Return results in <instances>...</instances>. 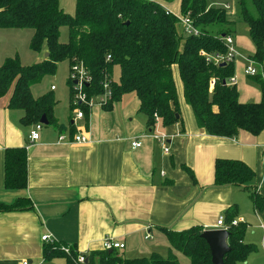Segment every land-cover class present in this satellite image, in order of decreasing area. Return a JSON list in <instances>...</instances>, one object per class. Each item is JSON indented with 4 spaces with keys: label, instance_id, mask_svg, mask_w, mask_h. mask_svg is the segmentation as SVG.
Segmentation results:
<instances>
[{
    "label": "trees",
    "instance_id": "trees-1",
    "mask_svg": "<svg viewBox=\"0 0 264 264\" xmlns=\"http://www.w3.org/2000/svg\"><path fill=\"white\" fill-rule=\"evenodd\" d=\"M252 2L257 17L249 14L243 0L240 5L256 49L250 57L259 64V69L264 59V0ZM212 4L211 0H181L182 16L189 15L198 29L197 34H188L184 28L180 33L178 16L153 0H76L74 15L68 14L59 0H0V27H33L32 46L36 49L44 47L49 53L33 65H23L16 58H8L0 64V99L9 96L7 107L21 112L20 121L25 126L39 123L45 114L49 124L61 129L54 116L53 96L36 98L31 86L45 74L53 73L59 61L68 60L71 74L73 66L79 64L90 75L91 81L83 86L88 98L103 95L104 84H108L111 97L102 105L105 110H111L124 95L134 93L139 101V112L146 115L147 126L155 133L158 124L165 127L182 122L173 72L177 66L185 102L192 108L197 125L207 134L233 138L245 130L259 135L264 130V80L260 71L256 75H247L260 82L261 98L257 102L239 100L237 86L230 82L235 76L236 60L225 65L216 64L214 60V56L228 52L225 38L232 36L233 30L228 27L231 21L225 6ZM63 24L69 27L67 42L59 40V29ZM115 65L121 71L119 82L112 77ZM212 81L214 85H211ZM70 87L76 89L72 76ZM73 106L83 110V120L88 124L91 107L84 103ZM75 133L73 130V136ZM4 164L5 188L25 189L28 185L27 147H7ZM186 169L190 171L187 166ZM255 176V170L241 159L215 160L214 186H241L249 191L255 209L264 211V195L251 185ZM30 208L33 203L25 196H19L11 203L0 200V212ZM225 217L231 251L225 255L224 262L239 264L247 259L255 246L243 240L244 223L231 224L236 219L233 206L228 208ZM160 228L171 247L184 254L191 264H213L210 247L202 237V225L195 224L182 230ZM66 244L46 242L43 259L63 256L67 264H74L73 258L79 250L70 244V253H66L61 248ZM119 251L113 249L110 252L103 246L92 250L87 253L88 264H179L173 254L162 257L153 252L127 258Z\"/></svg>",
    "mask_w": 264,
    "mask_h": 264
},
{
    "label": "crops",
    "instance_id": "crops-1",
    "mask_svg": "<svg viewBox=\"0 0 264 264\" xmlns=\"http://www.w3.org/2000/svg\"><path fill=\"white\" fill-rule=\"evenodd\" d=\"M242 60V75L247 76ZM173 72L182 122L156 128L167 135L169 153L148 128L136 95L132 105L121 110L118 105L125 95L111 110L95 106L88 124L73 117L65 125L54 114L61 129L45 125L33 142L29 136L34 125L21 124V112L7 107L9 96L0 99V200L11 203L25 196L33 203L30 209L0 212V264L23 259L60 264L57 258L67 264L63 256L43 259L44 235L86 253L102 249L103 238L110 237L125 244L119 252L127 258L155 252L191 264L171 247L160 226L182 230L199 224L204 230L216 229L219 217L232 206L235 218L246 225L245 243L254 209L264 244V211L255 209L249 191L238 185L214 186L215 160L241 159L255 170L251 185L264 195V130L259 135L241 130L233 138L207 134L185 102L177 66ZM239 100L250 102L241 96ZM72 129L75 135L87 134L90 141L75 142ZM136 140L141 146L133 148ZM17 146L28 150V185L7 189L4 150ZM255 252L256 247L249 256Z\"/></svg>",
    "mask_w": 264,
    "mask_h": 264
},
{
    "label": "rangeland",
    "instance_id": "rangeland-1",
    "mask_svg": "<svg viewBox=\"0 0 264 264\" xmlns=\"http://www.w3.org/2000/svg\"><path fill=\"white\" fill-rule=\"evenodd\" d=\"M60 6L71 15L76 11V0H59ZM160 3L165 8L169 9L174 15L181 17L180 0H153ZM242 0H211L212 5L225 6L227 9L228 19L231 21L232 37L234 40V48L237 54L235 73L238 76L237 89L239 96L248 99L250 102H254L260 98L261 84L257 78H251L249 76L242 75V63L245 58L255 54V47L252 42V38L249 31L248 23L242 17V7L240 5ZM245 7L252 17H257L258 12L253 4L252 0H243ZM229 5L230 8H227ZM222 28L227 29L226 25H221ZM180 33H182V24H178ZM219 29V27H218ZM217 31V28H216ZM33 27H0V64L5 63L8 58H16L23 65H33L46 57L45 48L36 49L32 46V40L34 37ZM59 40L61 42H67L69 40V27L66 24L60 26ZM70 62L68 60H61L57 64L53 73L45 74L39 81L32 84L31 92L34 97H40L42 95H51L55 100L54 114L60 118L65 125L69 124V120L73 119L78 107H74L75 96L78 95L77 89H71L70 87ZM264 80V59L262 66L258 69ZM121 71L118 65L113 67L112 77L115 82L120 81ZM180 84V82H179ZM51 86H54L53 91ZM97 100L98 97H93ZM134 93H128L124 99L119 103L118 108L132 105L135 100ZM180 104V103H179ZM98 104H94L91 109H94ZM181 108V104H180ZM182 109V108H181ZM121 110V109H120ZM45 125H43L44 127ZM158 133L162 135V133ZM166 135V134H165ZM251 217L249 218V224L252 226L246 234L248 243L254 244L256 252L248 257L246 262L242 264H264V244H263V231L257 226V220L255 218L254 209H250ZM247 231V229H246ZM160 248V245L159 247ZM98 249H100L98 247ZM158 251H160L158 249ZM122 253V252H121ZM125 256H128L127 254ZM56 263L66 264L65 259H55ZM65 262V263H64Z\"/></svg>",
    "mask_w": 264,
    "mask_h": 264
},
{
    "label": "built area",
    "instance_id": "built-area-1",
    "mask_svg": "<svg viewBox=\"0 0 264 264\" xmlns=\"http://www.w3.org/2000/svg\"><path fill=\"white\" fill-rule=\"evenodd\" d=\"M226 7L230 8L229 5H226ZM179 20L185 32H187L188 34L198 33V29L194 26L193 20L190 18L189 15H183L179 17ZM225 42L228 48V52L224 55L218 54L214 56V60L216 64H222L223 62L225 63L231 62V61L236 60L237 56H240L235 51L234 40L232 36H227L225 38ZM245 61H246V64L244 66V73L246 75H256L258 73L259 64L256 63V61H254L251 57L245 58ZM71 76L74 79V81L75 80L77 81L75 86L79 92L78 95L75 96V100H74L75 104L84 103L92 108L94 104H98L102 106L104 103H106L110 99L111 91L108 89L107 83L104 84L106 88L105 93L103 95L97 96L98 97L97 100H95V98L93 97L91 98L87 97L85 92H83V86L85 83H89L91 81V77L90 75H88V73L86 72V70L83 68L82 65H79V64L74 65ZM236 80H237L236 76H232L230 78L231 83H236ZM211 85H214V81L211 82ZM51 89H54V86H52ZM84 116L85 115H84L83 110L79 108L77 109V112L74 116V120H83ZM42 127H43V124L40 122L34 125V129L31 131L30 136H29L30 142H33L38 138L39 131L41 130ZM153 136L155 139H157L162 144L164 152L169 153L170 146L168 145V142H167V135L165 134L160 135L158 133H154ZM61 139H64V137H61ZM74 141L78 143H87L90 141V138L85 133L76 134L74 136ZM140 146H141V142L137 140L132 142L133 148H138ZM238 222H240L239 219H233L231 224L234 225V224H237ZM228 227L229 225H227L226 223L225 215H221L217 221V228L227 230ZM42 240L46 242L52 241L49 235H44L42 237ZM102 246L104 247V249L113 250V249H123L125 247V244L116 239L105 237L102 240ZM61 248L66 253H70V250H71L70 244L62 245ZM73 261H74V264H88V254L86 252L79 251L77 256L73 258ZM18 264H37V263L33 262L30 259H23V260H20Z\"/></svg>",
    "mask_w": 264,
    "mask_h": 264
},
{
    "label": "water",
    "instance_id": "water-1",
    "mask_svg": "<svg viewBox=\"0 0 264 264\" xmlns=\"http://www.w3.org/2000/svg\"><path fill=\"white\" fill-rule=\"evenodd\" d=\"M46 56L49 55L48 52L45 54ZM226 63L223 62L222 65H225ZM77 81H74V84H76ZM40 123L43 125H48L49 120L47 119V116L45 114L42 115L40 119ZM230 236V232L225 229H207L204 230L202 233V237L207 241L210 251H211V260L213 264H225L224 258L225 255L231 251V247L228 243V238ZM112 252V250H110Z\"/></svg>",
    "mask_w": 264,
    "mask_h": 264
}]
</instances>
